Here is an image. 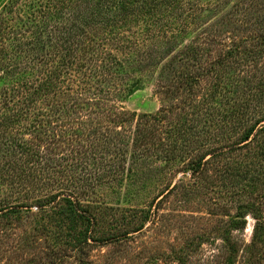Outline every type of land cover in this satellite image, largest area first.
<instances>
[{
	"label": "trees",
	"instance_id": "trees-1",
	"mask_svg": "<svg viewBox=\"0 0 264 264\" xmlns=\"http://www.w3.org/2000/svg\"><path fill=\"white\" fill-rule=\"evenodd\" d=\"M177 1L180 0H79V3L50 0L48 5L42 4L43 15L30 9L22 17L23 26H20L16 23L18 18L15 21L13 17L19 1L0 0V178L19 184L23 190H28L30 183L33 186L41 182L40 185L64 184L61 190L46 196L49 198L40 207L60 208L59 214L67 229L65 235L78 251L83 250L82 245L89 243L90 238L103 241L115 237L104 239L91 234L96 231L98 220L74 189L89 185L95 178L101 180V168L106 162H94L93 157L104 144L111 151L112 145L118 144L113 140L119 139L121 144L114 149L116 158L129 151V142L117 127L132 122L135 115L118 116L117 106L111 105L106 95L133 91L139 82L130 83L131 71L127 78L119 75L127 67L136 69V56L142 59L147 52L139 41L124 45L119 37L121 26H139L148 21L146 15L156 14V8L163 2L174 5ZM263 1L241 0L237 10L228 13L226 18L230 22L224 25L231 31L245 29L247 25L249 29L259 28V32L234 39L223 53L209 62L210 67L203 65L205 48L198 44L187 46L184 56L179 58L182 63L173 59L165 67L174 72L168 77L172 82L164 92L163 106L156 114L145 113L141 125L135 129L134 161L150 152L157 153L165 157L164 167L174 173V178L179 173L195 178L209 164L215 162L213 165L218 167L223 159L235 160L243 149L253 144L259 147L258 155L264 157V146L260 144L264 137V123L261 124L264 116L256 115L258 108L264 110V61L261 62L264 16L255 13ZM66 3L71 8L69 18L64 16ZM38 16L42 22L37 21ZM32 17L37 22L29 29L27 21ZM169 25H164L163 36L174 29ZM107 44L125 52L126 64ZM250 63L262 68L255 72L250 69L241 75L238 68ZM206 77L210 83L203 86ZM196 88L204 91L202 97H198ZM94 90L101 96H91L96 95ZM181 96L177 112L174 105ZM105 121L114 126L108 138L98 129L102 123L106 127ZM157 128L161 132L154 139L148 137L150 133L155 135ZM64 148L70 152L60 159L56 155ZM115 156H111L113 163L109 169L114 166ZM257 168L253 172L249 169L245 175L250 193L264 185V166ZM182 183L184 179L179 178L162 193L159 202ZM240 205L221 236L226 246L225 264H236L239 256L243 258L239 264H264V252L259 251L264 246V222L260 221L259 214L249 210V203ZM23 206V203L2 206L0 212H5L0 217L14 214L16 208ZM249 213L256 219L251 241L246 244L237 239L233 241L232 233L244 230ZM140 229L141 226L137 228ZM178 261L185 263L181 256Z\"/></svg>",
	"mask_w": 264,
	"mask_h": 264
},
{
	"label": "rangeland",
	"instance_id": "rangeland-1",
	"mask_svg": "<svg viewBox=\"0 0 264 264\" xmlns=\"http://www.w3.org/2000/svg\"><path fill=\"white\" fill-rule=\"evenodd\" d=\"M18 1L13 17L15 21L18 18L16 23L23 26L22 17L27 12L36 10L39 16L43 15L45 6L42 4L48 5L50 0ZM74 2L79 3V0ZM240 3L241 0H188V3L180 0L174 5L163 2L161 7L156 8V14L146 15L147 22L142 21L139 26H121L122 33L119 37L123 44L139 41L147 52L142 59L136 56V69L132 70L126 65L125 71L118 74L121 78H127V73L131 71L133 78L130 83L133 80L139 82L133 91L129 94L106 95L111 100L110 104L117 106L118 116L124 118V114L127 117L135 115L132 122L117 127L129 142V151L123 155L118 154L116 158L114 149L121 144L119 139L113 140L118 144L112 145L111 151H107L104 144V148H99L96 157H93L94 162H106L101 168V180L95 178L89 185L74 189L81 202L98 220L96 231H91V234L104 239L108 236L115 237L103 241L90 238L89 243L82 245L83 250L78 251L71 238L65 235L67 229L59 214L60 208L40 207L42 202L45 203L44 200L61 190L64 184L55 182L40 185L41 182L33 186L30 183L29 189L23 190L19 184L0 178V207L21 203L25 205L16 208L14 214L8 213L0 217V264H179L180 256L185 261L184 264H225L226 246L221 236L227 222L236 216L240 204L249 203V210L259 214L260 221L264 222V185L250 193L246 186L249 179L245 177L249 169L253 172L258 170L257 167L264 166V157L258 155L257 144L243 149L235 160L231 157L223 159L218 167L213 165L215 162L209 164L205 172L197 174L195 178H191L189 174L182 176L181 173L174 178V173L164 167L167 161L165 157L158 156L157 153L150 152L141 159H136L138 162L134 161L135 129L141 125V117L145 113L156 114L163 106L164 92L172 82L168 77H172L174 72L165 67L173 59L182 63L179 58L184 56L183 51L187 46L198 44L205 48L203 65L208 68L209 62L223 53L234 39L259 32V28L249 29L246 28L247 25L245 29L232 31L224 25L230 22L226 18L228 13L237 10ZM69 6L66 3L64 8V16L68 18L71 11ZM255 13L256 16H264V3ZM237 15L240 16V13ZM39 16L40 20L32 17L27 21L29 29L37 21L42 22L43 19ZM173 21L179 23L175 24ZM167 23L174 29H170L168 36H163L164 25ZM106 46L114 50L121 62L126 64L125 52L110 44ZM263 59L261 58V62ZM180 63L178 68L182 69ZM259 66L250 63L241 65L238 69L243 75L250 69L252 72L260 70L262 66ZM257 74L261 75V72ZM209 83V77L202 81L203 86ZM200 88L195 91L199 92L198 97L204 95ZM94 92L96 95L91 96H101L97 90ZM253 94L255 93L251 95ZM182 98L183 96L176 99L174 106L177 112ZM251 102L257 104L256 101ZM258 110L260 111L256 115L264 116V110ZM105 124L106 127H102V123L98 129L101 135L105 132L108 138L114 126L108 121ZM154 132L155 135L150 133L148 137L154 139L161 130L157 128ZM260 144L264 146V137H261ZM140 148L143 149V146ZM69 152L64 148L56 156L61 159ZM111 156H115V163L109 169L113 163ZM179 178H183L184 183L159 202L162 193L171 188ZM46 196L49 197L45 198ZM2 212L5 211L0 213ZM252 214L246 215V227L243 231L232 233L233 241L237 239L244 244L251 241L256 224ZM140 226L142 229L137 230ZM262 248L260 252H264V246ZM239 261H243L240 256L236 264Z\"/></svg>",
	"mask_w": 264,
	"mask_h": 264
}]
</instances>
